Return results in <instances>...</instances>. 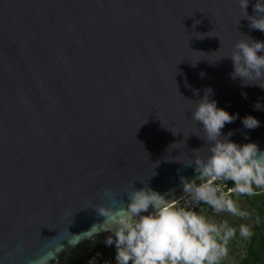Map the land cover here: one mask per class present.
<instances>
[{
	"label": "water",
	"instance_id": "1",
	"mask_svg": "<svg viewBox=\"0 0 264 264\" xmlns=\"http://www.w3.org/2000/svg\"><path fill=\"white\" fill-rule=\"evenodd\" d=\"M244 15L239 0H0V264L81 259L112 235L94 207L133 187L182 199L208 88L237 116L222 136L264 151V88L220 58L264 41Z\"/></svg>",
	"mask_w": 264,
	"mask_h": 264
},
{
	"label": "clouds",
	"instance_id": "2",
	"mask_svg": "<svg viewBox=\"0 0 264 264\" xmlns=\"http://www.w3.org/2000/svg\"><path fill=\"white\" fill-rule=\"evenodd\" d=\"M239 3L250 27L264 32V0H256L254 15L247 14L249 0H239ZM243 36L245 39L234 45L231 55L220 58L231 59L232 79L240 78L244 85L264 88V84L251 83L264 80V55L260 54L264 53V41ZM211 92L210 88L206 89L204 97L194 102L192 120L203 124L202 138L208 147L206 156L198 155L201 149L194 150L195 159L186 164L195 165L200 183L181 176L184 196L193 204L209 206L217 214L246 218L249 213L234 198L257 195V190L264 192V151L257 143L239 145L231 141L232 132L222 136L221 130L237 116L218 108L209 99ZM242 95L246 98V93ZM242 124L247 129H255L260 122L248 115L242 118ZM229 181L233 186L225 190V183ZM126 194L127 205L122 201L118 208L94 207L105 218L99 230L112 233L105 244H115L117 264H223L237 232L242 238L252 235L246 224L237 229L227 220L217 222L196 210L178 206L176 199H166L147 186L133 187ZM96 231L94 227L92 232Z\"/></svg>",
	"mask_w": 264,
	"mask_h": 264
},
{
	"label": "rangeland",
	"instance_id": "3",
	"mask_svg": "<svg viewBox=\"0 0 264 264\" xmlns=\"http://www.w3.org/2000/svg\"><path fill=\"white\" fill-rule=\"evenodd\" d=\"M229 183L232 185L231 181H229ZM234 199L238 201L242 210L249 213L248 217L240 218L231 216L228 213L217 214L207 205H203V207H201L197 212L217 222L227 220L237 229L241 224L248 225L252 234H254L257 244L259 237L261 235L264 236V192L258 191L257 195L250 197L238 196ZM249 239L250 237L242 238L237 232L236 237L229 244V255L223 261V264H240L241 260L247 254ZM115 255V244L112 246L102 245L82 257L79 264H90V262H94V264H117ZM259 264H264V253L262 255V261Z\"/></svg>",
	"mask_w": 264,
	"mask_h": 264
},
{
	"label": "trees",
	"instance_id": "4",
	"mask_svg": "<svg viewBox=\"0 0 264 264\" xmlns=\"http://www.w3.org/2000/svg\"><path fill=\"white\" fill-rule=\"evenodd\" d=\"M257 191H259V190H257ZM243 197H247V196H243ZM201 207H203V205L200 206L199 209ZM199 209L197 211H199ZM105 245L106 244H103V246H105ZM101 246H98L96 248H99ZM263 253H264V236L261 235L259 237V239L257 240V244H256V239L254 237V234H252L250 239H249V243H248V247H247V254L241 260L240 264H259L262 261ZM80 261H81V259H78V260H76L72 263H69V264H79Z\"/></svg>",
	"mask_w": 264,
	"mask_h": 264
},
{
	"label": "built area",
	"instance_id": "5",
	"mask_svg": "<svg viewBox=\"0 0 264 264\" xmlns=\"http://www.w3.org/2000/svg\"><path fill=\"white\" fill-rule=\"evenodd\" d=\"M233 185H231L229 182H226L225 183V190L228 188V187H232ZM178 206H181V207H188L190 210H198L200 206H202L203 204H193L189 201L188 197L184 196L182 199H180L178 202H177Z\"/></svg>",
	"mask_w": 264,
	"mask_h": 264
}]
</instances>
